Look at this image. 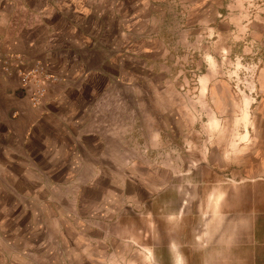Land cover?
Segmentation results:
<instances>
[{"label":"rangeland","instance_id":"1","mask_svg":"<svg viewBox=\"0 0 264 264\" xmlns=\"http://www.w3.org/2000/svg\"><path fill=\"white\" fill-rule=\"evenodd\" d=\"M150 2L124 37L125 21L101 39L93 20L92 39L60 46L49 23L44 56L0 47V72L36 111L104 61L89 125L110 143L109 165L63 166L42 198L0 211V264H264V0Z\"/></svg>","mask_w":264,"mask_h":264},{"label":"crops","instance_id":"2","mask_svg":"<svg viewBox=\"0 0 264 264\" xmlns=\"http://www.w3.org/2000/svg\"><path fill=\"white\" fill-rule=\"evenodd\" d=\"M150 3V0H85L83 4H78L76 0H51V5L46 7V0H0V7H5L0 10V47L25 58L44 56L52 47L46 43V24L49 23L57 31L53 38H58L57 34L62 35L60 46H64L68 41L66 39L74 41L81 35L85 40L92 39L93 20L99 24L97 31H100L101 39L117 38L107 32L109 21L114 18L116 22L125 21L124 30L121 28L123 33L120 32L124 37V32L135 27H138L135 30L139 29L141 7ZM97 4L101 5V13H98ZM17 10L21 14L25 10V17L20 18ZM29 15L32 17L27 23ZM92 43L90 40L89 45H85L86 53L90 51L92 54ZM101 45L100 52L112 49L119 53L116 51L119 49L108 43L102 42ZM58 48L63 53L71 51L67 46ZM63 53L59 55L56 52L57 64H68L69 59H65ZM107 69L104 61H100L95 69L85 61L83 70L86 76L81 81L71 80L80 82L81 89L73 92L70 88L57 94L51 99L47 111L30 108L17 90V80L0 72V211L13 213V206L22 207L17 197L21 200L42 198V183L45 180H60L63 166H92L95 164L92 160L96 158L104 159L102 165H109L110 143L103 134L97 136L89 125L94 96L103 97V87L105 89L108 85L104 76ZM135 82L133 79L132 83ZM204 85H211V82L205 81ZM101 125L103 127V120ZM120 143L122 141L111 149L123 150L124 146ZM117 156L116 164L119 165L121 158L119 154ZM110 164H114L113 161ZM46 170L49 173H45Z\"/></svg>","mask_w":264,"mask_h":264}]
</instances>
